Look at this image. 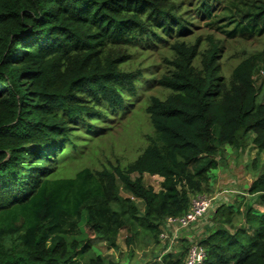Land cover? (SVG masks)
Returning <instances> with one entry per match:
<instances>
[{
  "label": "trees",
  "instance_id": "16d2710c",
  "mask_svg": "<svg viewBox=\"0 0 264 264\" xmlns=\"http://www.w3.org/2000/svg\"><path fill=\"white\" fill-rule=\"evenodd\" d=\"M199 23L216 34L193 39ZM263 37L264 0H0V264H123L95 253L89 235L110 248H119L122 229L128 246L159 242L168 218L214 188L210 173L225 145L258 150L248 192L264 206L256 80L264 51H244L227 73L222 66L226 43ZM130 46L172 53L155 78L168 94L145 107L154 129L148 144L124 166L64 175L101 123L125 114L136 96L142 72L124 66ZM146 173L164 178L159 191L145 185ZM242 203L216 208L215 230L198 241L202 264H264V212L245 202L234 229ZM83 210L85 231L66 234L65 219ZM184 253L161 263L184 264Z\"/></svg>",
  "mask_w": 264,
  "mask_h": 264
},
{
  "label": "rangeland",
  "instance_id": "374dc122",
  "mask_svg": "<svg viewBox=\"0 0 264 264\" xmlns=\"http://www.w3.org/2000/svg\"><path fill=\"white\" fill-rule=\"evenodd\" d=\"M191 32L194 34L193 39L199 35H201L203 39H206L208 34H216L211 26L204 23H199L196 27H193ZM205 47H207V43L205 46H201V49ZM254 50L264 51V37L250 40L237 39L226 43L222 57V66L226 73L244 58V51L247 52L245 55L247 56ZM129 51L131 52V57L124 64L125 68L131 71L140 70L142 72V76L136 81L137 94L136 96L130 97L128 101V108L130 109L127 108V112L123 115H116L113 119H106L101 123L102 129L99 131L101 134L93 137L89 145L86 146L83 156H79L73 161H67V163L64 164L62 171L64 175H74L75 172L83 166L95 168H102L112 164L124 166L134 160L148 144L146 134H152L154 129L145 107L148 104L150 96L156 95L165 97L168 94V90L159 86L155 78L158 80L159 77L167 71L165 58H171L172 53L169 48L168 50H163L161 48L150 50L144 46H130ZM164 56L165 58H163ZM196 64L199 65V59L196 61ZM256 80L257 85L262 87L261 93L264 99V61L259 66ZM131 102L133 105H129ZM248 146L249 144L244 147L245 149L243 151L239 152V150H233L229 145H225L218 154L220 165L211 170V180L214 182V184H212V182L211 184L214 188H212L210 193L206 194L213 197L222 191L219 198L224 202L222 203L223 205L233 203L236 208L239 202H244L241 204V207L243 206L242 208L244 209L246 207L245 202L251 204L253 201L257 200V195H251L247 190L249 186V180H247V178H255V173L251 168L254 157L251 158L249 155L247 157L244 153ZM259 157L260 156L257 158L258 164L261 162V164H264V161H261ZM243 169H245V171ZM246 175L247 177H245ZM157 176L158 175L146 173L143 179L146 186H152L157 189L156 191H159L164 178L161 176V180ZM119 185L124 192V185L120 182ZM217 201L219 200L217 199ZM215 202L214 200L212 201L204 217L212 215L213 210L216 208ZM242 213L243 212H240V215L237 216L234 229H237L239 227L238 225L242 223L244 218ZM85 223L86 212L83 210L79 215L67 217L65 219L64 231L66 234L72 236L82 235L85 231ZM174 230L179 231L182 229L175 227L173 228V231ZM170 232L172 231L169 230L168 234L171 236ZM179 234H181V232ZM128 235L126 229L121 230L118 237L119 248H110L109 242L100 239L97 240V238L93 239L94 235H89V240L93 242L92 249L95 253L102 254L109 259L121 261L123 264H162L163 255L172 252L173 241H164L159 238V242L154 241L150 246L144 248L145 243L148 245L149 243L145 242V240L139 241V239L136 238L133 243H131V246H128L126 243ZM176 235L178 234L175 233L174 238L177 237ZM181 235L186 236L187 234L184 232ZM197 239L200 240L201 238ZM196 241L198 242V240ZM184 244H187V247L184 248V252L187 256L189 246L186 242H184ZM129 247L131 250H129ZM182 247L183 245L180 246V248ZM164 248L166 249L164 250ZM80 264H85V261L80 260Z\"/></svg>",
  "mask_w": 264,
  "mask_h": 264
},
{
  "label": "crops",
  "instance_id": "0c3cea01",
  "mask_svg": "<svg viewBox=\"0 0 264 264\" xmlns=\"http://www.w3.org/2000/svg\"><path fill=\"white\" fill-rule=\"evenodd\" d=\"M245 153V156H247L248 157V155H249V157H251V158H253V157H255V155H257L258 154V150L252 145V144H250L248 147H247V149H246V151L244 152ZM244 156V157H245ZM259 159L261 160V161H264V150L263 151H261L260 153H259ZM262 163V162H261ZM260 163V165H263V164H261ZM244 171H245V169H243ZM248 173V172H247ZM247 175H249V174H247ZM247 175L245 176V177H247ZM157 177H159L160 179H161V176H157ZM253 178V177H252ZM251 177H248L247 178V180H249V186H248V189L250 188V186H251V184H252V182L254 181V179L256 178H253L252 179ZM162 180V179H161ZM246 180V179H245ZM212 182V184H214V182L213 181H211ZM155 190H157L156 188H154ZM247 189V190H248ZM245 190H246V188H245ZM249 193V192H248ZM220 194H222V191H220L219 193H217L216 195H214L213 196V200L214 201H216L215 202V204H216V208H217V206H219L220 204H222V203H224V202H222L221 201V198H219V195ZM245 194H247V193H245ZM250 194V193H249ZM237 198V197H236ZM217 199L219 200V201H217ZM246 205L248 204V203H245ZM252 207H253V210H254V212H258L259 214H261V213H263L264 212V206H263V204L260 202V200L258 199V197H257V200H255V201H253L252 203ZM228 205V204H227ZM229 205H231V206H235L233 203H230ZM243 207V206H242ZM241 207V212H244V209ZM216 208L213 210V212H212V215L211 216H207V217H204L205 218V220H204V218H202L197 224H195L194 226H192V227H190V228H188V229H183V230H179V231H176V230H170V231H172V232H170L171 233V236H174L175 235V233L176 234H178V235H176L177 237H175V240L173 241V243H172V246H173V248H172V252L174 253V254H177L179 251H183L184 252V248L185 247H187V244H184V242H186V243H188V246H189V244L192 242V241H196V240H198L199 241V239H197V238H204L205 236H207L208 234H210L211 232H213L214 230H215V228H216V225H215V222H214V220L216 219ZM237 208V207H236ZM235 208V209H236ZM181 232V234H183L184 232H186V236H184V235H181V234H179ZM173 233V234H172ZM183 245V247L182 248H180V246H182ZM183 257H184V261H185V259H186V253H184V255H183Z\"/></svg>",
  "mask_w": 264,
  "mask_h": 264
},
{
  "label": "built area",
  "instance_id": "2783aa9c",
  "mask_svg": "<svg viewBox=\"0 0 264 264\" xmlns=\"http://www.w3.org/2000/svg\"><path fill=\"white\" fill-rule=\"evenodd\" d=\"M213 197L206 194H198L192 199L190 209L180 217H170L167 219L166 224L160 234L162 240L174 241V236L168 234L169 230L178 227L188 229L197 224L209 210ZM173 243V242H172ZM207 255V251L204 246L199 242L194 241L189 246L188 254L184 264H202Z\"/></svg>",
  "mask_w": 264,
  "mask_h": 264
}]
</instances>
